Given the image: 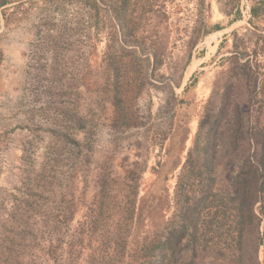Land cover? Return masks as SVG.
I'll use <instances>...</instances> for the list:
<instances>
[{"label":"trees","instance_id":"1","mask_svg":"<svg viewBox=\"0 0 264 264\" xmlns=\"http://www.w3.org/2000/svg\"><path fill=\"white\" fill-rule=\"evenodd\" d=\"M11 1L0 0V7ZM48 1H77L80 10L89 7L96 16L106 8L111 12L105 69L95 78L83 73L79 82L111 93L115 152L81 160L68 188L63 167L73 154L90 155L93 144L87 141L94 129L73 107V98L61 105L47 102L41 113L48 120L30 126L32 138L22 136L18 181L0 185V264H264V81L258 89L260 63L241 61L249 54L243 38L229 58L222 106L200 124L193 143L188 146L190 120L181 109L166 130L158 132L150 123L147 144L135 142L129 147L133 162L120 164L119 141L139 123L131 115L130 95L153 85L146 62L153 77L161 78L157 71L168 56L170 14L161 0ZM251 13L252 23L264 18V0L256 1ZM59 33H50V42L62 53ZM125 45L132 47L127 53ZM148 51L152 60L141 57ZM261 52L264 47H256L254 57ZM52 62L54 71L57 54ZM13 131L0 132V150ZM46 134L48 148L38 161L34 153ZM159 145L155 160L150 153ZM84 170L92 172L89 197L76 195Z\"/></svg>","mask_w":264,"mask_h":264},{"label":"rangeland","instance_id":"2","mask_svg":"<svg viewBox=\"0 0 264 264\" xmlns=\"http://www.w3.org/2000/svg\"><path fill=\"white\" fill-rule=\"evenodd\" d=\"M161 1L170 14L168 56L157 71L159 79L153 77V67L149 66V61L146 62L153 85H147L138 95H130L134 99L131 115L139 123L128 137L119 141L116 152L121 157L120 164L121 161L133 162L135 156L129 147L135 142L147 144L150 123L154 122L158 132L166 130L181 109L190 120L188 146L193 143L200 124L209 122L211 114L222 106L225 82L231 69L229 58L236 41L243 38L249 52L241 56V61L248 59L253 66L261 64L258 89L264 81V52L258 57L253 55L256 47H264V18H257L252 23V16L250 18L246 13L247 3L252 7L258 0H237L235 5L232 0ZM80 9L77 1L61 5L48 0H12L0 7V132L15 128L6 140L7 146L0 150V185L12 187L18 181L22 136L25 133L32 138L30 126L39 120L44 123L48 120L41 111L48 106L47 102L52 103L53 100L61 105L71 98L77 104L79 99L73 107L87 118L94 129L91 141H87L93 144L88 157L86 152L80 159L75 158V154L67 155L72 161L63 167L67 175L65 180H68L66 185L67 182L72 183V177L76 175L74 166L81 164V160L90 159L88 161L92 162L110 151L115 152L112 131L116 107L112 106L111 93L88 90L79 82L83 73L95 78L105 69L103 58L108 46V17L111 12L106 8L96 16L89 7ZM50 33L61 36L60 42L64 43L62 53L54 49ZM94 40L97 41L96 54L93 51ZM124 47L126 53L132 48ZM55 54L59 62L53 71ZM149 56L152 60V52H141L142 58ZM125 59L129 61L130 57ZM193 82L196 85L192 88ZM50 84L53 85L51 90L48 89ZM248 88L246 83L242 92H248ZM181 100H188L191 104L182 105ZM175 110L177 114H174ZM44 136L38 141L39 146L34 153L38 161L45 155L50 141L49 134ZM150 155L158 160L160 145ZM83 174L84 185L76 195L89 197L94 191L90 184L92 172L87 174L84 170Z\"/></svg>","mask_w":264,"mask_h":264},{"label":"built area","instance_id":"3","mask_svg":"<svg viewBox=\"0 0 264 264\" xmlns=\"http://www.w3.org/2000/svg\"><path fill=\"white\" fill-rule=\"evenodd\" d=\"M246 13H247L248 17L251 18V16H252V13H251V7L249 6L248 3H247V5H246Z\"/></svg>","mask_w":264,"mask_h":264}]
</instances>
